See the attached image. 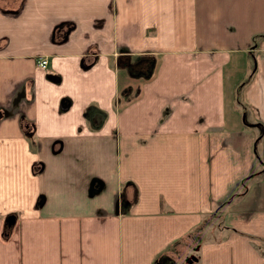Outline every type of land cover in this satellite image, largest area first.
Returning a JSON list of instances; mask_svg holds the SVG:
<instances>
[{"label": "crops", "instance_id": "1", "mask_svg": "<svg viewBox=\"0 0 264 264\" xmlns=\"http://www.w3.org/2000/svg\"><path fill=\"white\" fill-rule=\"evenodd\" d=\"M198 236L191 264H264V0H0V264Z\"/></svg>", "mask_w": 264, "mask_h": 264}, {"label": "rangeland", "instance_id": "2", "mask_svg": "<svg viewBox=\"0 0 264 264\" xmlns=\"http://www.w3.org/2000/svg\"><path fill=\"white\" fill-rule=\"evenodd\" d=\"M249 74H247L245 77L242 78L243 81L247 82L248 83V79H249ZM230 84H228L227 86V89L229 91H227V105H228V110L231 111L232 108H236V110L238 112L239 109L241 110L242 108V105L239 104L240 102H245V98L244 97V89H245V84L242 85L241 84V81L240 80H237L236 83H233V86L232 88H230L229 86ZM243 117V115H242ZM241 117V119L243 120V118ZM219 215V214H217ZM199 239H201L200 236H198L196 238V241L194 242H187V241H184L183 244H179L178 245V253L181 252V254H183V257L179 260H173L174 258H172L171 256L172 255H169L167 261L165 260L164 261V264H181L183 261H184V254L185 255H189L191 252H195L197 254H199V251L198 250H194V246L196 245L195 242H197ZM173 247V250H175L174 248V244L171 246ZM184 264H188V263H184Z\"/></svg>", "mask_w": 264, "mask_h": 264}, {"label": "water", "instance_id": "3", "mask_svg": "<svg viewBox=\"0 0 264 264\" xmlns=\"http://www.w3.org/2000/svg\"><path fill=\"white\" fill-rule=\"evenodd\" d=\"M198 248H199V245H196L195 247H194V250H198ZM199 259V256L196 254V253H194V252H192L191 254H189V255H187L186 257H185V262L184 263H189V264H191V263H193L194 261H197ZM183 263V264H184Z\"/></svg>", "mask_w": 264, "mask_h": 264}, {"label": "built area", "instance_id": "4", "mask_svg": "<svg viewBox=\"0 0 264 264\" xmlns=\"http://www.w3.org/2000/svg\"><path fill=\"white\" fill-rule=\"evenodd\" d=\"M36 61L40 66H46L48 63V59L45 56H39Z\"/></svg>", "mask_w": 264, "mask_h": 264}, {"label": "flooded vegetation", "instance_id": "5", "mask_svg": "<svg viewBox=\"0 0 264 264\" xmlns=\"http://www.w3.org/2000/svg\"><path fill=\"white\" fill-rule=\"evenodd\" d=\"M191 253H192V252H191ZM191 253H190V254H191Z\"/></svg>", "mask_w": 264, "mask_h": 264}]
</instances>
